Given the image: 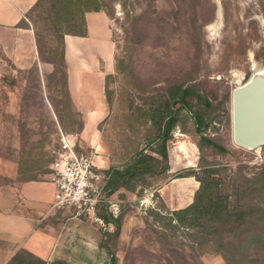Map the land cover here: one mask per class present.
<instances>
[{
  "label": "rangeland",
  "instance_id": "obj_1",
  "mask_svg": "<svg viewBox=\"0 0 264 264\" xmlns=\"http://www.w3.org/2000/svg\"><path fill=\"white\" fill-rule=\"evenodd\" d=\"M44 7L29 18L39 28L45 27L40 19ZM102 11L112 52L105 70L96 62L102 70L96 86L104 104L97 120L84 123L63 75L40 76L29 67L17 68L0 48V158L15 161L19 177L48 180L50 150L60 148L61 137L78 152H94L101 168L120 167L138 150L150 153L159 162L149 166L142 184L103 193L118 204L117 237L104 238L112 222L101 226L81 217L86 227L96 229V253H87L86 263L110 264L112 253L115 264H226L207 245L193 247L183 227L170 226L146 210L165 214L158 204L172 209L180 203L172 193L184 184L175 174L197 170L199 160L223 165L228 175L240 169L250 176L264 166V144L238 147L230 132L231 89L255 72L264 73L258 0H113L112 11ZM39 39L42 56L54 58L59 69L62 43L49 34ZM178 86L189 88L185 98L170 96L169 90ZM166 102V113L177 119L160 154L154 151L161 142L150 115L153 106L164 109ZM193 109L208 114L205 123L196 125ZM9 182L0 174V184ZM54 215L55 222L65 223L71 213Z\"/></svg>",
  "mask_w": 264,
  "mask_h": 264
},
{
  "label": "trees",
  "instance_id": "obj_2",
  "mask_svg": "<svg viewBox=\"0 0 264 264\" xmlns=\"http://www.w3.org/2000/svg\"><path fill=\"white\" fill-rule=\"evenodd\" d=\"M113 0H35L19 19L18 25L32 30L39 59L51 63L52 70L45 76L58 72L65 77L63 60V34L84 35V12L90 10L112 11ZM43 15L45 27H37L35 20H29L31 12L44 6ZM262 19L264 22V0H258ZM110 12V11H109ZM51 35L62 43L59 52V69L52 57L42 56L39 45V37ZM29 68L37 72L36 64ZM194 85V84H193ZM189 89V88H188ZM187 88L173 87L169 90L171 97H186ZM195 92V91H193ZM199 99V94L196 93ZM205 105L208 101L204 100ZM168 104L164 109L157 105L152 107V124L157 139L161 146L157 153L163 154V144L168 137L169 130L176 124L177 117L166 113ZM197 126L205 123L208 114L198 113L192 110ZM54 114L56 111L54 110ZM80 127V125H79ZM209 140L208 137H203ZM51 160V155L49 162ZM159 158L150 153L138 150L133 158L122 166L109 165L101 168L105 176L104 191L110 194L116 186L133 189L136 184L143 183V174L150 171V165H156ZM223 165L214 166L199 160L197 170L190 169L175 176L192 175L197 180V186L193 190L191 200L178 208H164V213L158 209L148 208L146 214L154 218H166L167 224L173 227H183L193 247L207 245L211 252L219 254L226 264H264V166L250 176H246L237 169L235 174L228 175ZM48 171V170H46ZM21 171L17 166V180L36 179L34 176H20ZM219 176H215V175ZM227 178V179H226ZM11 181L10 178H8ZM226 188V189H225ZM103 220L111 221L113 229L104 233L105 237H117L120 228V213L115 217L109 216L103 210L99 211ZM173 220V222H172ZM192 247V246H191ZM110 264H115V256L110 253ZM6 264H44V261L19 248Z\"/></svg>",
  "mask_w": 264,
  "mask_h": 264
},
{
  "label": "crops",
  "instance_id": "obj_3",
  "mask_svg": "<svg viewBox=\"0 0 264 264\" xmlns=\"http://www.w3.org/2000/svg\"><path fill=\"white\" fill-rule=\"evenodd\" d=\"M34 1L0 0V48L17 68L35 63L42 76L51 70V64L38 59L32 30L18 25ZM84 20V35L66 33L62 39L67 91L75 108L84 113V123H88L103 114L104 104L96 86L102 70L96 62H102L106 69L112 41L102 10L84 12ZM0 174L11 179L0 184V264H6L19 248L41 258L44 264H96L94 260L86 263V254L96 253V229L86 227L80 216L72 214L65 223L54 221V213L59 210L49 208L53 191L49 180H17V163L5 158H0ZM181 179L184 187L176 195L172 193L180 203L174 205L168 199L172 208L187 204L196 186L192 175Z\"/></svg>",
  "mask_w": 264,
  "mask_h": 264
},
{
  "label": "built area",
  "instance_id": "obj_4",
  "mask_svg": "<svg viewBox=\"0 0 264 264\" xmlns=\"http://www.w3.org/2000/svg\"><path fill=\"white\" fill-rule=\"evenodd\" d=\"M60 148L51 149L47 179L53 186L49 208L67 210L74 216L89 219L101 226L99 211L111 217L119 213L118 204L103 196L105 176L95 161L94 152H78L73 142L61 137Z\"/></svg>",
  "mask_w": 264,
  "mask_h": 264
},
{
  "label": "water",
  "instance_id": "obj_5",
  "mask_svg": "<svg viewBox=\"0 0 264 264\" xmlns=\"http://www.w3.org/2000/svg\"><path fill=\"white\" fill-rule=\"evenodd\" d=\"M230 132L241 148L264 144V73L255 72L230 91Z\"/></svg>",
  "mask_w": 264,
  "mask_h": 264
}]
</instances>
